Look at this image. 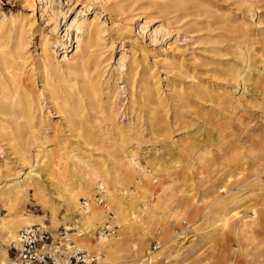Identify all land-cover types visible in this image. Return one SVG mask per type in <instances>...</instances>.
<instances>
[{
    "label": "rangeland",
    "instance_id": "obj_1",
    "mask_svg": "<svg viewBox=\"0 0 264 264\" xmlns=\"http://www.w3.org/2000/svg\"><path fill=\"white\" fill-rule=\"evenodd\" d=\"M27 1L0 0V68L13 62L20 97L31 99L35 107L42 98L44 113L50 111L48 146L57 152L53 171L61 169L69 178L72 155L117 168L115 158L123 149L137 153L142 167L158 174L142 178L137 190L133 177L138 176L117 168L123 180L120 186L108 184L109 190L119 197L122 191L128 194L101 211L114 217L123 212L109 221L117 232L108 240L118 241L120 247L113 254L101 253V260L264 264V0H34L35 12ZM45 3L49 7L41 16L39 8ZM25 17L32 20L31 26ZM77 39L83 41L81 52ZM41 66L47 72L44 83ZM82 68L90 83L79 80L73 90V72ZM44 85L47 90L53 86L60 113L40 96ZM100 101L104 109L120 113L116 122L129 140L115 139V130L95 105ZM71 108L86 110L88 122L79 125L82 115L72 117ZM68 117L93 135V141L75 137L65 123ZM4 121L0 117V191L28 172L20 162L21 149L34 164L38 150ZM47 186L48 206L33 190L20 207L0 194V216L16 221L19 211L41 217L53 230L71 227L77 235L74 218H64L70 213L66 203L58 201L66 195ZM83 199L90 202L80 196V203ZM143 200L150 208L133 230L125 231L123 220L132 223L130 213L141 214ZM232 204L238 211L256 208L257 216L239 236L219 221L221 211ZM53 209L58 211L56 220ZM103 225L97 226L95 239L83 244L96 243ZM11 242L0 235V257L5 253L6 261L16 241Z\"/></svg>",
    "mask_w": 264,
    "mask_h": 264
},
{
    "label": "bare ground",
    "instance_id": "obj_2",
    "mask_svg": "<svg viewBox=\"0 0 264 264\" xmlns=\"http://www.w3.org/2000/svg\"><path fill=\"white\" fill-rule=\"evenodd\" d=\"M27 2H28L27 4H29V6L34 9L33 12H35L36 11L35 1L31 0ZM48 7H49V3H45L40 6L39 10H40L41 16L44 14V11L48 9ZM24 19H26L27 22L29 23L28 27L31 26L32 20L29 17H25ZM2 23L3 22H1V24ZM90 25L91 23L87 24V26H84L83 24L82 26H79L78 29L82 30L83 27L88 28ZM11 29L12 28H10V30ZM84 30H83V33H85ZM85 34L87 35L89 34V32L88 33L86 32ZM85 40L86 39H84V41ZM82 46H83V41L81 39H77V51L78 52H81L84 49V48L82 49ZM4 60L5 58H3V61ZM69 62L70 61H68L67 63ZM12 64L13 62L7 61L2 66V68H0V117L6 118L7 121H4L5 123L13 125L12 128L15 130V132H17L18 138H20L21 140L27 141L28 142L27 144L30 143L29 145L30 147L31 145H34L35 151L36 149L38 150L36 152L37 153L35 156L36 161H34L35 162L34 164V163H31V160L34 158H31L26 155L28 151L23 148L26 151L24 152V150L21 149L22 154H21L20 162L22 163V165L26 166V170L28 172H26L23 180L17 179V182L15 185L10 187L6 191H0V194L4 195L10 202L18 201V204L20 207V206H24V204L27 201L28 194L30 193V191L33 190L35 192V196L37 197V199H39L44 206H48L51 201H50V198L48 197V193L46 191L45 186L48 185L50 187H54L55 193L57 195H62V194L66 195L65 197L61 196V198H59L58 201L65 202L68 210L70 211V213L66 214L64 217L66 221L71 222L72 219L74 218L75 221L73 222V224L75 225V228L79 231V233L77 235L75 234L73 235L76 236L77 239L79 238L81 240V245L83 246V248L85 247L87 249H93L98 256H100L101 253H105V254L115 253L120 247L119 242L116 240L113 241L110 239L108 240L106 238L105 239L101 238L99 240L96 238V243L92 242L91 246H86L85 244H83V242L86 239L87 240L95 239V231L98 225H103L105 224L106 221L118 219L120 215H123V212L122 213L115 212L116 216L114 218H111L108 215L104 214L103 211H101L102 209H109V205L117 201H120L121 199L126 197L128 194L127 192L122 191L124 195L122 194L123 197H119L118 195L119 193H114L109 190L108 184L120 186L121 181L123 179H120L119 177V175L122 173V172L119 173V171H121V170H118L119 166L120 168L122 167L121 169H123L127 175H130V176L137 175L138 176L137 178L133 177V181L135 180V183H134L135 189L137 190L140 189L139 187L143 183L142 178L147 180L148 178L158 176V174L156 173L152 174L153 170H147L145 167H142V165L138 161L139 156L137 155V153H135L134 151H127L123 149L120 150L119 155L115 158L116 159L115 163L119 164V166L117 165L118 169L116 167L110 168L111 167L110 166L109 167L111 169L110 171V169L104 168L103 166L105 165H101V162H99L98 160L82 161V159L80 160V158L79 159L77 158L78 156L76 157V155H72L71 156L72 161L70 163L71 175L69 178L65 176V173L61 171V169H57L56 171H53V169L57 166L56 165L57 162L55 163V161L53 160L54 157L55 158L57 157V152L56 150H53L52 148L48 146V139H47L48 137L47 132L52 127V122L50 121L51 113L50 111L47 114L44 113L45 110H44V106L42 105L43 102H41L42 98L40 99V105L38 107H35L31 99L27 97H24V98L20 97L19 89L15 85L16 76L13 75L14 69L11 67ZM42 69H43L41 73L42 76L40 78H41V82L44 83L45 80L47 79V76H46L47 72L45 68H42ZM86 73H87L86 69L84 68L73 72L74 77L75 75L77 76V78L74 79L75 80L74 84L71 86L73 90H76L77 81L85 80V78H87L85 81L89 85L90 78L87 76ZM24 77H25V74H24ZM21 80H23V76ZM51 86L52 85H49L48 90L45 88V85L44 87L41 86L43 87V89L41 88L43 92L41 90L42 93L40 92L41 93L40 96L46 100V104L48 103V101L51 100L56 105L55 110L57 111V113L58 112L60 113L61 111L59 110V104L57 105L55 103L56 99L54 96L53 86L52 87ZM86 90L90 91L91 88H86ZM92 96L94 100L97 99V95L94 94V92H92ZM52 102H50V104H53ZM98 103H99V99H98ZM98 103L95 104L96 106H98L97 107L98 112H100L103 116H105V121L109 122L112 125L113 129L115 130L113 134L115 139L129 140L131 137L125 133L124 127L116 122V119L120 115V113L118 112L115 113L114 112L115 109L114 111L111 109L108 110V108L104 109L101 106L102 104L101 101H100V104ZM65 106L67 107V105ZM37 110L38 112H40L39 116L37 115L38 113ZM67 111L68 110H66V113H68ZM86 112H87L86 110H83L81 112L79 110H75L71 108L72 117L82 115L79 118V122H78V124L81 126L87 123L88 120L90 119L89 118L87 120L88 114ZM123 116L127 117L126 114ZM65 123L67 127L70 128L69 129L70 131L76 132L75 137H77L78 139H81L84 143L93 141V135L83 132L81 128L78 129L77 128L78 126L75 125L76 123L73 122V119H71V117L65 118ZM1 129H6V125H4ZM25 129L28 131L24 132ZM8 136L10 138H15L14 133L12 135L11 133H9ZM21 151L19 153H21ZM110 156L112 157V154ZM79 163L82 165V168L79 165L80 170L78 171L77 166ZM155 164L156 163H154V165ZM37 168L40 170V172H37ZM101 185H104L107 188V192H108L106 196L107 204L105 207H102L99 204V201L96 199V195H95L97 194L98 188ZM52 191L53 190H51L50 192ZM135 195L136 193L134 192L131 196L134 197ZM80 196L89 199L93 206L91 207L88 206L87 208L83 207V204L80 203L79 201ZM141 205H142L141 214L138 213V211L130 213V218H131L130 221L132 223H128L127 220H123L125 223V231L126 229H129V231L133 230L135 226H132V225L140 223L141 220L139 219V216H142V214L150 208V203L147 200H143L141 202ZM238 209L239 207H236L235 204H232L228 208H225L223 211H221V216L219 220L223 224L224 227L234 228V232L236 233L237 236L242 235L241 233L245 230V228H249V226L252 224L253 220L257 216V213L254 210L256 208L251 209V210L249 209L250 210L249 212L244 209L238 211ZM16 210L18 211V208ZM241 212H243V215L240 216ZM52 214L54 216V220H56L58 211L53 209ZM121 219H123V216L121 217ZM43 221L45 220L42 219L41 217H36L31 214L26 215L19 211L16 214V221L9 222L7 221L6 218L0 216V235L6 240L17 242L18 240L17 233L20 229H24L26 227L36 225L37 223H43ZM232 221H234L235 223L233 225H230ZM57 222H61V221L59 220ZM42 225H45V224L43 223ZM69 228L71 227H67V229ZM5 259H6V254L3 253L2 256L0 257V263H6L8 259L7 261Z\"/></svg>",
    "mask_w": 264,
    "mask_h": 264
},
{
    "label": "built area",
    "instance_id": "obj_3",
    "mask_svg": "<svg viewBox=\"0 0 264 264\" xmlns=\"http://www.w3.org/2000/svg\"><path fill=\"white\" fill-rule=\"evenodd\" d=\"M108 192L104 185L98 188L96 199L106 206ZM87 208L91 202L82 200ZM111 213V214H110ZM109 216L114 218L113 212ZM116 225L107 222L97 231V236L110 238L116 235ZM72 228L63 226L57 230L48 225L36 224L21 229L17 242L8 250V261L0 264H105L101 257L81 247L73 238Z\"/></svg>",
    "mask_w": 264,
    "mask_h": 264
}]
</instances>
